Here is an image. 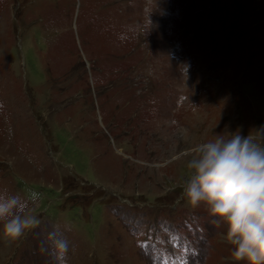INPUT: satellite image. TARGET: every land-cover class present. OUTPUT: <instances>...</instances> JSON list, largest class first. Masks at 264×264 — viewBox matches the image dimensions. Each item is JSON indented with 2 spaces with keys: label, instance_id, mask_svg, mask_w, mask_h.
<instances>
[{
  "label": "rangeland",
  "instance_id": "374dc122",
  "mask_svg": "<svg viewBox=\"0 0 264 264\" xmlns=\"http://www.w3.org/2000/svg\"><path fill=\"white\" fill-rule=\"evenodd\" d=\"M262 126L264 0H0V264H236L186 160Z\"/></svg>",
  "mask_w": 264,
  "mask_h": 264
},
{
  "label": "clouds",
  "instance_id": "9594fccd",
  "mask_svg": "<svg viewBox=\"0 0 264 264\" xmlns=\"http://www.w3.org/2000/svg\"><path fill=\"white\" fill-rule=\"evenodd\" d=\"M186 169L184 198L224 228L236 264H264V126L246 136L236 131L198 143ZM37 199L35 192L0 191V239L6 245L20 242L37 226Z\"/></svg>",
  "mask_w": 264,
  "mask_h": 264
}]
</instances>
